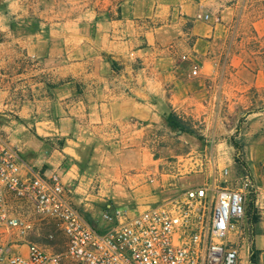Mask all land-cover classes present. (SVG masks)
I'll use <instances>...</instances> for the list:
<instances>
[{
    "label": "crops",
    "instance_id": "obj_1",
    "mask_svg": "<svg viewBox=\"0 0 264 264\" xmlns=\"http://www.w3.org/2000/svg\"><path fill=\"white\" fill-rule=\"evenodd\" d=\"M50 1L13 0V28L0 10V136L24 173L57 174L101 225L108 206L144 211L190 186L160 174L171 113L205 139L208 178L231 168L236 132L258 217L239 264L254 250L264 264V0Z\"/></svg>",
    "mask_w": 264,
    "mask_h": 264
},
{
    "label": "built area",
    "instance_id": "obj_2",
    "mask_svg": "<svg viewBox=\"0 0 264 264\" xmlns=\"http://www.w3.org/2000/svg\"><path fill=\"white\" fill-rule=\"evenodd\" d=\"M24 169L0 136V264H239L249 175L232 186L228 167L214 169L201 185L144 211L106 207L98 227L68 198L57 174ZM46 220L63 234L59 252L31 237Z\"/></svg>",
    "mask_w": 264,
    "mask_h": 264
},
{
    "label": "rangeland",
    "instance_id": "obj_3",
    "mask_svg": "<svg viewBox=\"0 0 264 264\" xmlns=\"http://www.w3.org/2000/svg\"><path fill=\"white\" fill-rule=\"evenodd\" d=\"M15 1L22 7L23 10L27 11L30 7H34L38 2L43 3L44 0ZM51 1L53 3L54 10H59L62 6L70 4L69 0ZM0 10L5 11V19L11 23V28L14 26L16 27V23L25 18H16V16L12 15L13 0H0ZM186 126L188 129L182 134L181 131L171 130L172 134H168V139L162 143V146L165 147V149L156 155V158L160 159V174L165 176L179 174L175 180H178V188L182 190L184 189L182 186L183 184L187 183L190 185L189 187L201 185L210 178H208L209 168H206L207 160L211 158L210 154L200 150L201 148L203 150V147L206 145L205 139L198 132V129L192 128L190 125H187V123ZM179 136L180 138H178ZM236 137L237 133L235 132L234 135L230 137V144L232 145L233 142L234 144L237 143L240 146H244L243 140ZM236 156H239L241 161L245 163L243 153H240L236 147H234V151H231V153L227 155L226 158L231 160L232 163L230 166L231 168L229 169L230 183L232 186L241 184V179L247 175V171L239 164H236ZM214 171L215 170H213V172ZM254 198L255 194L252 188L248 194L246 218L244 222V233L246 232V236L250 237V240L252 237V230L250 226L255 222L254 217L257 216L253 203ZM36 221H38V219H36ZM91 221V223L99 227V224L95 222V220ZM31 237L42 243V245L47 246V249L51 251L59 252L62 250L63 234L53 221H43L40 226H37L35 233L31 234Z\"/></svg>",
    "mask_w": 264,
    "mask_h": 264
},
{
    "label": "trees",
    "instance_id": "obj_4",
    "mask_svg": "<svg viewBox=\"0 0 264 264\" xmlns=\"http://www.w3.org/2000/svg\"><path fill=\"white\" fill-rule=\"evenodd\" d=\"M167 125L168 127L171 129V130H174V131H181V134L182 133H185L187 131V126H186V123L183 122L181 119H179L175 114L171 113L168 117H167ZM232 145L234 147L237 148L238 151H240V153L242 152L243 150V146H240L238 145L237 143H233L232 142ZM235 162L236 164H239L240 166H242L246 171H247V175H249V172L247 170V167H246V164L244 162L241 161L240 157L239 156H236L235 157ZM258 219V217H254V221L256 222ZM251 261H252V264H256V251L254 250L253 251V254L251 256Z\"/></svg>",
    "mask_w": 264,
    "mask_h": 264
}]
</instances>
